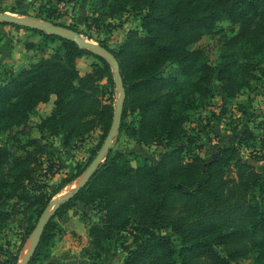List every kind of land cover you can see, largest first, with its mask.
Segmentation results:
<instances>
[{
	"label": "trees",
	"instance_id": "obj_1",
	"mask_svg": "<svg viewBox=\"0 0 264 264\" xmlns=\"http://www.w3.org/2000/svg\"><path fill=\"white\" fill-rule=\"evenodd\" d=\"M92 6L93 24L108 31L129 15L140 19L118 46L100 45L118 61L126 92L119 135L164 150L151 161L111 147L46 224L29 264L50 257L61 223L78 203L99 215L97 221L81 215L90 237L83 252L96 262L121 248L123 264H264V133L257 132H264L263 120L211 159L201 155L200 135L188 127L211 106L216 82L228 103L250 97L256 80L264 95V0H92ZM0 25L39 36L40 44L26 42L28 50L40 53L57 43L48 56L35 54L6 70L0 82V250L16 224L20 242L11 264H17L52 199L84 174L105 144L118 89L111 64L74 40ZM83 57L95 59L85 74L77 65ZM52 96L50 114L35 120ZM237 107L246 122L256 119L251 103ZM97 131L88 160L52 187L65 167L52 140L68 152Z\"/></svg>",
	"mask_w": 264,
	"mask_h": 264
},
{
	"label": "rangeland",
	"instance_id": "obj_2",
	"mask_svg": "<svg viewBox=\"0 0 264 264\" xmlns=\"http://www.w3.org/2000/svg\"><path fill=\"white\" fill-rule=\"evenodd\" d=\"M2 15H4V17H1ZM5 16L20 18L33 25L63 26L65 24L73 26L78 29V35L83 38L85 42L100 44V41L108 40L109 45L113 48L118 46V44L124 40L129 30L140 27V19L132 15L125 17L121 22L115 21V26L109 31L105 26H96L91 20V18H93L92 0H0V22L15 24L11 22L9 17ZM29 41L36 42L37 44L41 43L40 37L32 34L30 31L16 30L9 25H0V82H4L3 80L5 78L6 70H17L27 63L28 59L35 54L48 56L53 53V50L57 47V43L51 44L47 47L40 45L41 47H44V49L39 53L26 48V42ZM207 42L211 47L215 46L214 40L208 39ZM95 51H98V49H95ZM86 60L94 61L95 59L93 57H88ZM87 61H82L81 63V68L83 70L88 64ZM216 87L219 91L212 100L211 106L202 114L193 116V121L188 124V127L193 134L198 132L200 135L199 142L203 144L200 153L207 159L213 158L224 143L233 144L243 130L247 128H255L258 124L256 122L258 121L260 122L263 120L264 122V95L262 92V81H255L254 90L250 97L247 95L241 96L239 101L230 103H228L224 95H222L220 82H216ZM119 96L120 91L117 92V99ZM238 102H241L246 106L251 103L252 107L250 108V111L256 114L254 115L256 116V119H252V122H246L242 118V113L237 110ZM52 107L53 97L48 103H42L39 105L35 120L50 114ZM235 127L240 128L238 133L234 132ZM257 132L264 133L261 130H257ZM34 135L39 136V133L35 131ZM98 139L99 131L92 134L77 149L68 152L62 150L60 139L52 140V149L54 148L57 152H61L59 155L61 161H65L64 169L59 175L52 179V187L57 185L60 178L63 177L66 169L69 172H74L77 163L84 164L86 160H88L90 151L95 148ZM0 141H3V137H0ZM111 147L139 154L142 153L143 156L151 161H154L159 153L164 150L162 146L147 147L138 145L134 141L127 139L125 136L121 137L119 134L115 137ZM247 155L248 152H244V156L246 157ZM81 178L63 189L54 199L72 193L80 183ZM94 217L99 218V215L96 214ZM80 218L79 211H77V213L72 211L70 223L77 224V221L81 222ZM68 225H66V228H68ZM62 230L63 229H61V231ZM70 233L71 236L69 235V237L78 236V233L76 232L74 233L71 231ZM82 237L83 236H80V238ZM176 238L177 237H175V239ZM88 239L90 241V237ZM2 240L4 243V250H0V264H11L12 256L17 253V246L20 242V239L16 236V224H13L12 229H10L9 233ZM81 241L83 240H80L81 246L76 252L80 251V249L83 251L84 248L89 247V241H87L88 243H83ZM125 241L131 242V237L128 236ZM2 242L1 244H3ZM29 244H27L28 247ZM70 244L72 245V243ZM27 245H25L26 249L28 248ZM69 245H66L65 248L67 246L69 247ZM24 248L20 253L19 259L21 258L22 252L25 250ZM72 249L70 250L71 253L73 252ZM62 252L63 250L58 251L57 255L59 254L60 256ZM83 255L88 260V262L84 260V263L87 262L88 264H123L126 257V253L121 248L117 250L115 256L106 260L100 259L97 262L91 257L85 255L84 252ZM17 264H19V260Z\"/></svg>",
	"mask_w": 264,
	"mask_h": 264
},
{
	"label": "water",
	"instance_id": "obj_3",
	"mask_svg": "<svg viewBox=\"0 0 264 264\" xmlns=\"http://www.w3.org/2000/svg\"><path fill=\"white\" fill-rule=\"evenodd\" d=\"M1 17H4V15H2ZM5 17H9L11 19V22L15 24L34 28V29L43 30L51 34L59 35L63 38L74 40L81 47L86 48L92 51L93 53L102 56L111 64L112 68L114 69L115 82H116L118 91H120V96L116 102L113 125L105 141V144L101 148L96 158L90 164L89 168L86 169L84 174L81 176L82 178L80 177L81 181L78 184V186L75 188V190L72 193L64 197L52 199L49 206L47 207V209L41 216L33 233L30 235L27 242L31 240V245L28 250L26 261H25V264H29L39 246V243L41 241V237L44 232L46 224L49 222L51 217L55 214L58 207L62 203L68 201L73 196H75L79 192V190L89 181V179L92 177L94 172L98 169L99 165L105 161L106 156L109 152V149L111 148L112 142L114 141L115 137L120 132V124H121V119H122L123 106H124V102L126 99V92H125V88L122 82L118 61L116 60V58L114 57L112 53H110L107 49L103 48L100 44H93L90 42H85L84 39L78 35L79 33H77V31L72 30L68 27L54 26V25L53 26L33 25L20 18H15L13 16H5ZM95 49H98V51H95ZM19 262H20V259H19Z\"/></svg>",
	"mask_w": 264,
	"mask_h": 264
},
{
	"label": "crops",
	"instance_id": "obj_4",
	"mask_svg": "<svg viewBox=\"0 0 264 264\" xmlns=\"http://www.w3.org/2000/svg\"><path fill=\"white\" fill-rule=\"evenodd\" d=\"M86 59H88V57L79 58L77 61V65H78V68H79L81 74L88 73L91 70V64L93 61H90V60L87 61ZM82 61L88 62L87 66L84 70L81 68ZM52 97H53V106H54L55 96H52ZM62 163L65 166V161L62 160ZM67 172H69V171L66 169L65 173H67ZM64 174H63V176H64ZM78 179H76V180H78ZM76 180L74 182H76ZM73 183H71V184H73ZM72 211H74L75 213H77V211H79V218L81 217L82 213H86L94 221H97L99 219V218L94 217V215L97 214L95 212V210H93L91 207H86V206L78 203L76 205V207L73 210H71L70 215H69V220L64 222V223H61V229H63V230L55 238V245L54 246L56 249L53 247L50 257L46 261H44L43 263H39V264H88L87 263L88 260L83 255V251L80 249V251L76 252L78 250V248H80V246H81L80 240H83V241H81L83 243L89 241V239H88L89 238L88 226L84 221L81 220V218H80L81 222L77 221V224H71L70 220L72 218ZM66 225H68V228H66ZM71 231H73L74 233L75 232L78 233L79 237L78 236L77 237H69V235L71 234L70 233ZM80 236H83V237L80 238ZM70 243H72V245ZM66 245H69V247L67 246L65 248ZM71 249L73 250L72 253L70 252ZM60 250H63V252L59 256V254L57 255V252ZM84 260L87 262L84 263Z\"/></svg>",
	"mask_w": 264,
	"mask_h": 264
},
{
	"label": "bare ground",
	"instance_id": "obj_5",
	"mask_svg": "<svg viewBox=\"0 0 264 264\" xmlns=\"http://www.w3.org/2000/svg\"><path fill=\"white\" fill-rule=\"evenodd\" d=\"M31 241V240H30ZM30 241H29V243H30ZM28 242H27V244H29ZM26 244V245H27ZM30 245H31V243L29 244V247H28V245H27V249H26V247L24 248L25 250L22 252V255H21V258H20V262H19V264H25V261H26V256H27V253H28V250H29V248H30Z\"/></svg>",
	"mask_w": 264,
	"mask_h": 264
}]
</instances>
